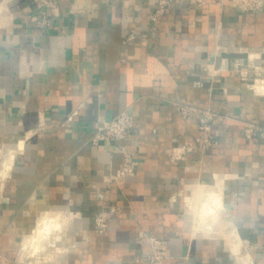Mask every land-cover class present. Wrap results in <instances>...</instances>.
Masks as SVG:
<instances>
[{
    "label": "crops",
    "instance_id": "1",
    "mask_svg": "<svg viewBox=\"0 0 264 264\" xmlns=\"http://www.w3.org/2000/svg\"><path fill=\"white\" fill-rule=\"evenodd\" d=\"M204 1L173 0L153 29L154 0H0V264H21L53 211L71 219L47 236L59 264H264V132L243 134L264 124V8ZM176 102L225 114L220 142L202 150L200 114ZM124 110L134 172L118 179L123 155L90 140ZM207 190L220 207L198 224Z\"/></svg>",
    "mask_w": 264,
    "mask_h": 264
},
{
    "label": "built area",
    "instance_id": "2",
    "mask_svg": "<svg viewBox=\"0 0 264 264\" xmlns=\"http://www.w3.org/2000/svg\"><path fill=\"white\" fill-rule=\"evenodd\" d=\"M155 6L149 12V20L152 28H157V23L165 15L169 5L173 0H154ZM198 4L205 3L204 0H193ZM229 3L242 11H258L264 8V0H228ZM136 33L131 32L127 37L128 40L135 38ZM179 113L184 117H191L195 113L200 114L199 128L201 130V148L205 150L220 142V136L213 128V121L222 120L226 117L219 110L213 107L200 108L185 102H176ZM243 134L246 138L252 139L257 132H264V124L244 121ZM135 131L133 116L127 111H121L113 118L103 120L94 130L91 137V143L98 145L101 142H108L114 152L123 155V163L119 169L116 178L124 179L134 172V154L133 151L121 142ZM193 150L192 143L183 144L175 147L171 151V160H179L187 153ZM115 207H110V211H115ZM108 212L104 211L94 218V230L97 233H103L108 228ZM152 252L144 258L152 262H160L168 254V244L165 240L159 238H151Z\"/></svg>",
    "mask_w": 264,
    "mask_h": 264
},
{
    "label": "rangeland",
    "instance_id": "3",
    "mask_svg": "<svg viewBox=\"0 0 264 264\" xmlns=\"http://www.w3.org/2000/svg\"><path fill=\"white\" fill-rule=\"evenodd\" d=\"M104 211H107L109 215V209H106L101 211L100 213H97L95 216L101 214ZM54 213L57 212L53 211L52 215H54ZM62 213H63V221H64L62 226L63 228L61 226L52 228L50 235L48 237L56 236V234L62 231V229L64 230L65 223L67 224L70 223L71 219L69 217V214L63 211ZM194 214L196 221L198 222V224H200L202 216L200 215L201 213L199 209L196 212L194 211ZM215 223L217 222L215 221ZM48 237H45L38 243H31L27 247L23 246L19 254V261L21 262V264H59L60 255L58 253L59 252L58 250H60V247L58 241L51 243ZM53 240L55 241L56 239L54 238Z\"/></svg>",
    "mask_w": 264,
    "mask_h": 264
},
{
    "label": "bare ground",
    "instance_id": "4",
    "mask_svg": "<svg viewBox=\"0 0 264 264\" xmlns=\"http://www.w3.org/2000/svg\"><path fill=\"white\" fill-rule=\"evenodd\" d=\"M5 5V3H4ZM3 5V6H4ZM208 191V190H207ZM198 199L197 202H201V216L202 219L206 218L207 216H214L220 207V197L216 192L208 191L206 193H201L197 195ZM196 197V198H197ZM198 208V206H197ZM59 215H53V216H46L42 218L39 222V227L35 232V235L33 237L34 243H37L38 241L42 240L43 238L49 236L52 228H56L61 226V222L58 220ZM204 229H211L209 225H206L203 227Z\"/></svg>",
    "mask_w": 264,
    "mask_h": 264
},
{
    "label": "clouds",
    "instance_id": "5",
    "mask_svg": "<svg viewBox=\"0 0 264 264\" xmlns=\"http://www.w3.org/2000/svg\"><path fill=\"white\" fill-rule=\"evenodd\" d=\"M196 228H197V230H202V229L199 227L198 224H197ZM205 235H207V233H205ZM238 247H239V245H237L236 248H234L233 250L235 251Z\"/></svg>",
    "mask_w": 264,
    "mask_h": 264
}]
</instances>
